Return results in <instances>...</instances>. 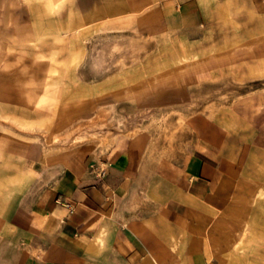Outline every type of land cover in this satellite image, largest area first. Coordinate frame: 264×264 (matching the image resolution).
<instances>
[{
    "label": "crops",
    "instance_id": "0c3cea01",
    "mask_svg": "<svg viewBox=\"0 0 264 264\" xmlns=\"http://www.w3.org/2000/svg\"><path fill=\"white\" fill-rule=\"evenodd\" d=\"M82 1L25 4L34 25L15 37L13 54L24 59L9 77L19 91L28 77L41 79L48 98L38 107L20 94L0 98V180L10 195L0 209V264H264V187L244 163L204 147L178 162L142 143L87 153L55 142L91 117L88 104L96 108V96L82 95L98 88L82 80L86 29L127 19L159 30L202 26L211 0ZM239 1L250 32L264 35V0ZM83 11L93 18L83 21ZM27 33L39 41L19 40ZM94 162L104 163L103 179Z\"/></svg>",
    "mask_w": 264,
    "mask_h": 264
},
{
    "label": "rangeland",
    "instance_id": "374dc122",
    "mask_svg": "<svg viewBox=\"0 0 264 264\" xmlns=\"http://www.w3.org/2000/svg\"><path fill=\"white\" fill-rule=\"evenodd\" d=\"M240 4L211 0L204 7L210 22L197 27L159 30L127 19L86 29L82 80L98 88L83 87L82 95L96 96V108L88 104L91 117L73 122L55 142L87 153L142 143L178 162L200 147L220 150L264 187V35L250 32L255 23ZM30 10L21 0H0V43L34 25ZM88 14L83 21L93 18ZM16 56L23 61L10 54L0 63L1 99L20 94L14 72L9 77L2 67Z\"/></svg>",
    "mask_w": 264,
    "mask_h": 264
},
{
    "label": "bare ground",
    "instance_id": "6f19581e",
    "mask_svg": "<svg viewBox=\"0 0 264 264\" xmlns=\"http://www.w3.org/2000/svg\"><path fill=\"white\" fill-rule=\"evenodd\" d=\"M21 1L24 2V4L29 5V6L36 3V2H40L47 9V8H50V5H51L50 1H53V0H21ZM22 35H21L22 37L20 36L21 38L19 40H21L23 42H36V41H39V39H40V37L38 38V36L37 37H33L30 35L28 36V33H27V35H24V34H22ZM15 37L16 36H7L5 38V40L0 43V63L3 62L4 59H6L7 55L13 54V50L15 47L14 44L16 43ZM18 43H20V41ZM39 56H37V58ZM19 59H20L19 56H16L13 59V61H11V62L5 61L3 63L2 67L4 69L5 68L8 69L9 67H12L13 65L16 66V64H18L20 61ZM21 70H22V73H27V67H23ZM30 75H31V73L28 76H30ZM16 84H19V83H16ZM19 85H21V84H19ZM42 85H43V81L41 79H36V77L34 78L31 76L28 77L26 79V81L21 85L22 87L20 88V96H22L23 101L27 105L32 106V107H38L39 105H41L43 102H45L47 100L48 97H47V94L45 93V90L43 89L44 87H42ZM12 120L14 122L18 123L19 126H21V127H28L32 123H34L32 120L27 119L26 117H15V118H12ZM45 121H51V120L46 119ZM37 122H40V121L38 120ZM8 180L10 181L11 179H8ZM10 182L13 183L14 181L11 180ZM3 184L4 183L0 180V209L4 208L6 206L8 200L10 199V195L6 194L3 191L4 190Z\"/></svg>",
    "mask_w": 264,
    "mask_h": 264
},
{
    "label": "built area",
    "instance_id": "2783aa9c",
    "mask_svg": "<svg viewBox=\"0 0 264 264\" xmlns=\"http://www.w3.org/2000/svg\"><path fill=\"white\" fill-rule=\"evenodd\" d=\"M89 169H90V171H92L94 173L96 178L103 179L105 177L106 170H105L104 163L96 162L94 164H91L89 166ZM64 206L67 210L72 211V208L68 204H66Z\"/></svg>",
    "mask_w": 264,
    "mask_h": 264
}]
</instances>
